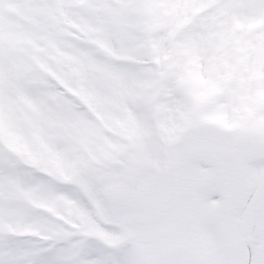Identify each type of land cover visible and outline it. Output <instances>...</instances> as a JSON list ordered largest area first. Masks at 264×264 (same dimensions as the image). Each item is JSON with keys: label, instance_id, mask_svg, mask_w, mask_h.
<instances>
[{"label": "snow or ice", "instance_id": "obj_1", "mask_svg": "<svg viewBox=\"0 0 264 264\" xmlns=\"http://www.w3.org/2000/svg\"><path fill=\"white\" fill-rule=\"evenodd\" d=\"M0 264H264V0H0Z\"/></svg>", "mask_w": 264, "mask_h": 264}]
</instances>
